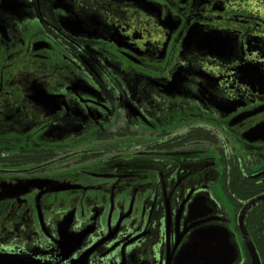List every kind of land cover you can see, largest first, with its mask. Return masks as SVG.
Wrapping results in <instances>:
<instances>
[{
    "label": "flooded vegetation",
    "instance_id": "obj_1",
    "mask_svg": "<svg viewBox=\"0 0 264 264\" xmlns=\"http://www.w3.org/2000/svg\"><path fill=\"white\" fill-rule=\"evenodd\" d=\"M207 228L264 264V0H0V264H179Z\"/></svg>",
    "mask_w": 264,
    "mask_h": 264
},
{
    "label": "water",
    "instance_id": "obj_2",
    "mask_svg": "<svg viewBox=\"0 0 264 264\" xmlns=\"http://www.w3.org/2000/svg\"><path fill=\"white\" fill-rule=\"evenodd\" d=\"M72 250L73 248H68L66 253L69 254ZM232 256L233 249L229 243L228 233L222 229L218 230L217 228H207L193 233L189 242L179 253L180 259L178 263L230 264ZM77 261L79 260L72 261V264H76ZM1 264L12 263L11 261H3Z\"/></svg>",
    "mask_w": 264,
    "mask_h": 264
},
{
    "label": "rangeland",
    "instance_id": "obj_3",
    "mask_svg": "<svg viewBox=\"0 0 264 264\" xmlns=\"http://www.w3.org/2000/svg\"><path fill=\"white\" fill-rule=\"evenodd\" d=\"M257 1H259V0H257Z\"/></svg>",
    "mask_w": 264,
    "mask_h": 264
}]
</instances>
